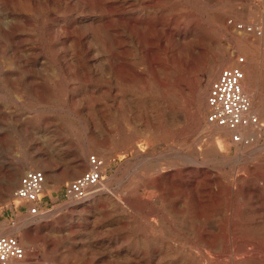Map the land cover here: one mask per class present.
<instances>
[{"label":"rangeland","instance_id":"obj_1","mask_svg":"<svg viewBox=\"0 0 264 264\" xmlns=\"http://www.w3.org/2000/svg\"><path fill=\"white\" fill-rule=\"evenodd\" d=\"M47 1L0 0V236L26 251L8 264H264V0ZM128 2L154 20V49L125 38L141 75L117 81L105 23ZM239 66L260 119L243 142L207 120L211 84ZM94 160L102 179L74 205L68 185ZM31 169L47 174L37 218L15 196Z\"/></svg>","mask_w":264,"mask_h":264},{"label":"built area","instance_id":"obj_2","mask_svg":"<svg viewBox=\"0 0 264 264\" xmlns=\"http://www.w3.org/2000/svg\"><path fill=\"white\" fill-rule=\"evenodd\" d=\"M245 72L241 69L225 68L210 87L207 98L209 112L207 120L219 127L242 128L246 125H258L260 119L252 113V103L244 91ZM234 139L243 142L241 133H236ZM94 168L84 173L68 185L70 197L85 199L89 196L88 189L99 183L102 178L99 166L101 161H93ZM47 175L44 170L31 169L20 179V185L15 192L18 200L28 205V215L39 217L44 208L41 192ZM45 212V211H44ZM26 259L25 248L16 237L0 236V263Z\"/></svg>","mask_w":264,"mask_h":264},{"label":"bare ground","instance_id":"obj_3","mask_svg":"<svg viewBox=\"0 0 264 264\" xmlns=\"http://www.w3.org/2000/svg\"><path fill=\"white\" fill-rule=\"evenodd\" d=\"M32 1V0H31ZM54 1V0H53ZM71 1V0H70ZM77 1V0H76ZM80 1V0H79ZM115 1V0H114ZM121 1V0H120ZM119 1V2H120ZM47 2H49V0L47 1ZM89 2V1H88ZM95 2V1H94ZM116 2V1H115ZM146 2V1H145ZM4 3V2H3ZM30 3H32V2H30ZM37 3V2H36ZM50 3V2H49ZM58 3V2H57ZM64 3V2H63ZM91 3V2H90ZM96 3V2H95ZM121 3H123V2H121ZM136 3H138V2H136ZM136 3H134V2H128V7H127V9L125 10V12H123L122 14L120 13L119 15H117L116 16V20H111L112 22H110L109 24H106L105 23V27L111 32V40H110V65H111V69L110 70H112V72H113V77L118 81L119 79L120 80H122V81H127V80H129L130 79V77H132L133 75H138V76H140L141 75V73H140V69L134 64V63H132V60L131 59H129V57H128V50H127V44H126V42H127V40L126 39H128V41H131L133 44H134V47H137L139 50H142L143 52H145L146 53V51L148 52V53H153V49L154 48H152V47H146V43L144 44V42L145 41H143L142 40V36H144L143 35V33H144V31H145V29L146 28H148V29H150L153 25H156L155 23H154V20H151V19H149V22H145L144 21V19H142L141 17H140V14H138V15H136V13H134L133 11H132V7L136 4ZM144 3V2H143ZM5 4V3H4ZM32 4H34V3H32ZM44 4H45V2H44ZM43 4V5H44ZM51 4V3H50ZM54 4V3H53ZM146 4H147V2H146ZM153 4V3H152ZM11 5V4H10ZM60 5V4H59ZM59 5H58V7H59ZM121 5V4H120ZM8 6V5H7ZM101 6V5H100ZM111 6V5H110ZM137 6V5H136ZM145 6V5H144ZM33 7V6H32ZM106 7V6H105ZM109 7V6H108ZM91 8H92V6H91ZM96 8V7H95ZM104 8V7H103ZM123 8V7H122ZM145 9V8H144ZM151 10V9H150ZM154 10V9H153ZM119 11H117V13H118ZM148 12V11H147ZM17 14V13H16ZM19 14V13H18ZM29 15V14H28ZM98 15V14H97ZM20 16V15H19ZM25 16V15H24ZM13 18V17H12ZM25 18V17H24ZM23 18V19H24ZM112 19V18H111ZM159 20V19H158ZM25 21V20H24ZM115 21L116 22H119L118 24H116L115 23ZM76 22V21H75ZM98 22V21H97ZM159 22V21H158ZM4 23V22H3ZM79 23V22H78ZM83 23V22H82ZM114 23V24H113ZM170 23V22H169ZM12 24V23H11ZM84 24V23H83ZM82 24V25H83ZM87 24V23H86ZM101 24V23H100ZM3 25V24H2ZM6 25V24H5ZM61 26H62V24H61ZM103 26V25H102ZM3 27V26H2ZM78 27V26H77ZM80 27V26H79ZM104 27V26H103ZM7 28V27H6ZM67 28V27H66ZM90 28V27H89ZM172 27H170L169 26V24H167V25H163V32H164V34L167 36H169V37H174L175 36V31L173 30V29H171ZM14 29V28H13ZM69 29V28H68ZM58 30V29H57ZM92 30V29H91ZM10 31V30H9ZM14 31V30H13ZM12 31V32H13ZM70 31V30H69ZM186 31V30H185ZM51 32H53V31H51ZM90 32V31H89ZM109 32V33H110ZM160 32V31H159ZM72 33V32H71ZM86 33H88V32H86ZM154 33H155V31H154ZM162 33V32H161ZM52 34V33H51ZM81 34V33H80ZM2 35V34H1ZM0 35V36H1ZM77 35V34H76ZM89 35V34H88ZM149 35V34H148ZM92 36V35H91ZM110 36V35H109ZM164 36V35H163ZM4 37V36H3ZM57 37V36H56ZM93 37V36H92ZM147 38H148V36H146ZM12 38V37H11ZM87 38V37H86ZM126 38V39H125ZM165 38V37H164ZM184 38V37H183ZM182 38V39H183ZM18 39V38H17ZM16 39V40H17ZM64 39V38H63ZM79 39V38H78ZM91 39H94V38H91ZM88 40V39H87ZM148 40H150V39H148ZM76 41V40H75ZM130 42V43H131ZM150 42V41H149ZM152 42H153V40H152ZM183 42V41H182ZM60 44V43H59ZM91 44H92V42H91ZM153 44V43H152ZM166 44V43H165ZM181 44V43H180ZM19 45V44H18ZM80 45V44H79ZM89 45V44H88ZM21 46V45H20ZM78 46V45H77ZM83 46V45H82ZM132 46V45H131ZM161 46V45H160ZM166 46V45H165ZM59 47V46H58ZM68 47V46H67ZM91 47V46H90ZM64 48V47H63ZM92 48V47H91ZM173 48V47H172ZM18 49V48H17ZM58 49V48H57ZM77 49V48H76ZM79 49V48H78ZM86 49H87V47H86ZM89 49V48H88ZM58 50H60V49H58ZM72 50V49H71ZM90 50V49H89ZM64 51V50H63ZM63 51L61 52V53H63ZM66 51V50H65ZM64 51V52H65ZM73 51V50H72ZM87 51V50H86ZM85 51V52H86ZM18 52V51H17ZM92 52V51H91ZM68 53V52H67ZM134 53V52H133ZM71 54V53H70ZM74 54V53H73ZM106 54V53H105ZM148 55V54H147ZM71 56V55H70ZM60 57V56H59ZM107 57H108V55H107ZM150 57V56H149ZM154 56H152V58H153ZM70 58V57H69ZM82 58V57H81ZM61 59V58H60ZM158 59V58H157ZM73 60V59H72ZM75 60V59H74ZM238 62H239V59H236ZM73 62V61H72ZM28 63V62H27ZM55 63V62H54ZM74 63V62H73ZM79 63V62H78ZM145 63V62H144ZM165 63H166V61H165ZM71 64V63H70ZM82 64V63H81ZM157 64V63H156ZM167 64V63H166ZM102 65V64H101ZM144 65V64H143ZM149 65V64H148ZM191 65V60H188L187 62H186V66H190ZM27 66V65H26ZM62 66V65H61ZM72 67V66H71ZM78 67V66H77ZM76 67V68H77ZM92 67H93V65H92ZM65 68V67H64ZM95 68V67H94ZM93 68V69H94ZM106 68V67H105ZM153 68V67H152ZM167 68V67H166ZM239 68L240 69H242V70H244L243 69V67H241V66H239ZM70 69V68H69ZM84 69V68H83ZM82 69V70H83ZM102 69V68H101ZM96 70V69H95ZM140 70V71H139ZM214 68H212L211 70H210V73H209V78L211 79V78H213L214 76H215V72H214ZM71 71V70H70ZM76 71V70H75ZM85 71V70H84ZM98 71H99V69H98ZM245 71V70H244ZM72 72V71H71ZM86 72V71H85ZM95 72V71H94ZM102 72V71H101ZM100 72V73H101ZM107 72V71H106ZM170 72V71H169ZM88 73V72H87ZM97 73V72H96ZM107 74V73H106ZM76 75V74H75ZM80 75V74H79ZM93 75V74H92ZM158 75V74H157ZM85 76V75H84ZM83 76V77H84ZM95 76V75H94ZM98 76V75H97ZM246 76V75H245ZM100 77V76H99ZM112 77V76H111ZM34 78V77H33ZM32 78V79H33ZM103 78V77H102ZM109 78V77H108ZM145 78V77H144ZM246 78V77H245ZM38 79V78H37ZM84 79V78H83ZM29 80V79H28ZM34 80V79H33ZM42 80V79H41ZM18 81V80H17ZM22 81V80H21ZM85 81V80H84ZM83 81V82H84ZM96 81H98V80H96ZM112 81V80H111ZM245 81V80H244ZM244 81H243V88H244V91L246 92V90H245V88H246V85H244ZM108 82V81H107ZM14 83V82H13ZM31 83V82H30ZM111 82H109V84H110ZM150 83V82H149ZM34 84V83H33ZM148 84V83H147ZM150 84H153V83H150ZM209 84V83H208ZM20 85V84H19ZM24 85V84H23ZM32 86V85H31ZM38 87H39V85H37ZM141 87V86H140ZM161 87V86H160ZM146 88V87H145ZM44 89V88H43ZM107 89V88H106ZM45 90V89H44ZM101 90V89H100ZM206 90L207 89H204L203 90V92H202V94H201V96H200V103H202L203 102V98H204V95H205V93H206ZM33 91V90H32ZM35 91V90H34ZM43 91V90H42ZM106 91V90H105ZM108 91H110V90H108ZM29 92V91H28ZM45 94V93H44ZM70 94V93H69ZM111 94V93H110ZM119 95V94H118ZM113 99V98H112ZM112 99H109L110 101L112 100ZM127 100V99H126ZM116 101V100H115ZM110 103H112V102H110ZM117 103V102H116ZM119 103V102H118ZM113 104V103H112ZM113 108V107H112ZM149 108V107H148ZM208 108H209V106H208ZM128 109V108H127ZM109 111V110H108ZM121 111V113H122V110H120ZM127 111V110H126ZM252 111V110H251ZM127 113V112H126ZM163 114V113H162ZM113 115H114V113H113ZM123 115V114H122ZM141 115V114H140ZM111 116V115H110ZM175 118V117H174ZM109 120V119H108ZM134 122H135V120H133ZM133 122V123H134ZM139 122V121H138ZM113 124V123H112ZM119 128V127H118ZM238 129V128H237ZM235 130L234 129H231V128H217V129H215V130H213V134L214 135H216V136H220V137H223V138H226L227 139V137L229 138V136L231 135V134H233V132H234ZM157 132V131H156ZM238 133V132H237ZM240 133V132H239ZM253 134V131L251 130V128L250 127H247V125L246 126H244L243 128H241V135L244 137L245 135H248V136H250V135H252ZM254 135V134H253ZM112 137V136H111ZM252 137V136H251ZM249 138V137H248ZM244 139V138H243ZM235 140V139H234ZM227 141V140H226ZM237 142V141H236ZM151 143V142H150ZM142 144V143H141ZM139 146V145H138ZM120 147V146H119ZM144 147V146H143ZM113 154V153H112ZM119 154V153H118ZM148 156V155H147ZM169 156V155H168ZM148 157H150V156H148ZM153 157H155V156H153ZM182 157V156H181ZM184 157V156H183ZM186 157V156H185ZM115 158H117V157H115ZM151 158V157H150ZM169 158H171V157H169ZM42 159H43V157H42ZM112 159V158H111ZM148 159V158H147ZM152 159V158H151ZM188 159V158H187ZM110 160V159H109ZM153 160V159H152ZM151 160V161H152ZM164 160H166L165 158H164ZM39 162H41V160H38ZM148 161V160H147ZM154 161H157V160H154ZM184 161V160H183ZM195 161V160H194ZM193 161V162H194ZM71 162H73V161H71ZM85 162V161H84ZM141 162H143L142 160H141ZM199 162V161H198ZM198 162H197V165H198ZM148 163V162H147ZM153 163V162H152ZM184 163H186V162H184ZM183 163V164H184ZM80 164V163H79ZM176 164V163H175ZM181 164V163H180ZM182 164V165H183ZM189 164V163H188ZM196 164V163H195ZM205 164V163H204ZM78 165V164H77ZM101 165H102V163H101ZM101 165L99 166V169H100V171H101ZM152 165H154V164H152ZM156 165V164H155ZM181 165V166H182ZM206 165V164H205ZM87 166V165H86ZM149 166V165H148ZM150 166H151V164H150ZM177 165H175V167H176ZM201 166V165H200ZM204 166V165H203ZM70 167V166H69ZM95 167V165L92 167V168H94ZM135 167V166H134ZM138 167V166H137ZM157 167V166H156ZM173 167V166H172ZM188 167V166H187ZM199 167V166H198ZM91 168V169H92ZM146 168V167H145ZM145 168H143V169H145ZM206 168V167H205ZM76 169H80L79 168V166H72V167H70L69 168V172H71L73 175H76V174H78V170L76 171ZM90 169V170H91ZM160 169V168H159ZM172 169V168H171ZM184 169V168H183ZM189 170H190V168H189ZM160 171V170H159ZM136 172V171H135ZM141 172V171H140ZM147 172H148V170H147ZM156 172H158V171H156ZM156 172H154V173H156ZM173 172V171H172ZM153 173V174H154ZM164 173V172H163ZM188 173V172H187ZM215 173V172H214ZM19 170L17 169V168H13V170H10L9 171V173H8V175L6 176V180H7V183L8 184H12V183H15V182H17V180L19 179ZM102 174V173H101ZM144 174V173H143ZM179 174H180V172H179ZM178 174V175H179ZM219 174V173H218ZM217 174V175H218ZM47 175V174H46ZM133 175V174H132ZM136 175V174H135ZM142 175V174H141ZM147 175V174H146ZM150 175V174H149ZM192 175H193V173H192ZM84 176V174L81 176V178ZM145 176V175H144ZM139 177H141V176H139ZM220 177V176H219ZM72 178V177H71ZM136 178V177H135ZM142 178V177H141ZM180 178V177H179ZM178 178V179H179ZM209 178V177H208ZM102 179V178H101ZM218 179V178H217ZM220 179V178H219ZM47 180V179H46ZM124 180V179H123ZM138 180V179H137ZM177 180V179H176ZM101 181V180H100ZM100 181H99V183H100ZM181 181V180H180ZM216 181V180H215ZM239 181V180H238ZM174 182V181H173ZM196 181H194V183H195ZM46 183V182H45ZM98 183V184H99ZM125 183V182H124ZM180 183V182H179ZM182 183H183V180H182ZM98 184H96V185H98ZM138 184V183H137ZM175 184V183H174ZM96 185H94V186H96ZM183 185V184H182ZM192 185V184H191ZM197 185V184H196ZM216 185V184H215ZM14 186V185H13ZM44 186H45V184L43 185V188H42V192H41V195L43 194V191H44ZM94 186H91L89 189H88V194L90 195V191H91V189L94 187ZM129 186H130V184H129ZM217 186V185H216ZM201 187V186H200ZM209 187V186H208ZM219 187V186H218ZM128 189V188H127ZM147 189V188H146ZM197 190H199V189H197ZM163 191V190H162ZM215 191V190H214ZM217 191H218V189H217ZM227 191V190H226ZM227 193V192H226ZM225 193V194H226ZM140 195V194H139ZM233 195V194H232ZM73 200H75V201H78V202H76L74 205H84L85 204V202H86V200L88 199V198H90V196H88L87 198H85V199H75V198H73V197H71ZM80 201H85V202H80ZM93 205V204H92ZM99 205V204H98ZM83 208V207H82ZM86 208V207H85ZM74 210H76V209H74ZM85 212V211H84ZM43 213H44V211H43ZM42 213V214H43ZM41 216V215H40ZM39 216V217H40ZM29 217L30 218H37V217H33V216H30L29 215ZM120 222H122V221H120ZM225 222V221H224ZM229 222V221H228ZM122 224V223H121ZM227 225H229V224H227ZM220 228V227H219ZM226 228V227H225ZM224 228V229H225ZM230 228V227H229ZM63 229V228H62ZM71 229V228H70ZM150 232V231H149ZM152 232V231H151ZM154 233V232H153ZM203 233V232H202ZM149 234V233H148ZM215 234V233H214ZM38 235V234H37ZM213 235V234H212ZM218 235V234H217ZM152 236V235H151ZM209 236V235H208ZM211 236V235H210ZM146 237V239H147V236H145ZM215 237V236H214ZM158 239V238H157ZM206 239V238H205ZM217 239H219V238H217ZM156 240V239H155ZM215 241V240H214ZM121 244H123V243H121ZM162 244V243H161ZM212 244V243H211ZM214 244H217V243H214ZM209 245V244H208ZM217 246V245H216ZM214 247H215V245H214ZM117 250V249H116ZM116 252V251H115ZM156 252H158V251H156ZM256 252V251H255ZM115 254V253H114ZM126 254H128V253H126ZM130 254V253H129ZM142 254V253H141ZM140 254V255H141ZM235 254V253H234ZM117 255V254H116ZM143 255V254H142ZM125 256V255H124ZM128 256V255H127ZM135 256V255H134ZM133 256V257H134ZM233 256V255H232ZM261 256V255H260ZM130 257V256H129ZM137 257V256H136ZM136 257H135V259H136ZM151 257V256H150ZM147 258H148V256H147ZM249 258V257H248ZM154 259V258H153ZM242 259V258H241ZM244 259V258H243ZM148 260V259H147ZM149 260H151V259H149ZM252 260V259H251ZM24 261V260H23ZM194 261V260H193ZM255 261V260H254ZM14 262V261H13ZM16 262H21V261H16ZM129 262V261H128ZM146 262H148V261H146ZM150 262V261H149ZM239 262V261H238ZM257 262V261H256ZM133 263V262H132ZM14 264V263H13ZM130 264V263H129ZM138 264V263H137ZM141 264V263H140ZM152 264V263H151ZM170 264V263H169ZM251 264V263H250Z\"/></svg>","mask_w":264,"mask_h":264}]
</instances>
